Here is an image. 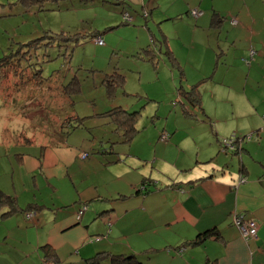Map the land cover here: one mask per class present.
I'll return each mask as SVG.
<instances>
[{
	"label": "crops",
	"instance_id": "crops-1",
	"mask_svg": "<svg viewBox=\"0 0 264 264\" xmlns=\"http://www.w3.org/2000/svg\"><path fill=\"white\" fill-rule=\"evenodd\" d=\"M124 1L139 6V23L132 15L136 25L127 27L139 29L134 48L140 59L149 61L151 39L160 35L158 47H165L181 69L179 90L195 88L197 95L189 100L199 109V122L175 125L179 130L171 136L165 131L168 141L159 134L163 146L154 154L161 159L151 153L140 170L139 152L112 148L119 138L128 144L140 131L137 123L126 140L117 119L100 116L114 108L132 113L130 107L110 104L101 113L90 112L86 101L70 99L64 81L50 83L42 87L43 97L61 89L58 104L67 111L62 120L52 117L48 131L46 116L33 112L41 117L36 120L25 112L42 110L30 98L38 88L28 67L22 65L27 67L23 84L11 76L22 69L0 71V197L12 200L0 207V264H85L101 251L134 254L140 264H264V0ZM155 10L158 16L152 18ZM117 12L124 11L118 6ZM148 16L157 34L145 29ZM98 34L91 40H102ZM151 65L158 75L164 69ZM42 76L41 84L55 81ZM12 93L25 100L20 108ZM28 121L37 127L17 129ZM92 132L97 133L88 137ZM231 134H251V139L238 152L224 154L220 140ZM103 136L112 140L107 147ZM182 143L193 147L183 149ZM81 153L87 156L82 159ZM240 176L246 181L237 184ZM29 211L35 214L27 218ZM233 213L257 222L255 239L241 237ZM207 230L216 237L193 242Z\"/></svg>",
	"mask_w": 264,
	"mask_h": 264
},
{
	"label": "rangeland",
	"instance_id": "rangeland-1",
	"mask_svg": "<svg viewBox=\"0 0 264 264\" xmlns=\"http://www.w3.org/2000/svg\"><path fill=\"white\" fill-rule=\"evenodd\" d=\"M89 2L93 4L89 5L91 4ZM118 6L135 16L139 23V6H131L128 1L124 0L118 2L116 0H0V58L8 55L10 60H21L19 66L41 70L56 81L51 80L37 85L38 91L30 94L32 102L41 103L42 110L36 108L37 110L33 111L30 107L25 109V112L35 116L36 120H40L41 117L35 113L46 116L48 125H51L47 126L48 131L54 125L50 123L52 117L57 116L62 120L61 116H64L67 111L66 105L58 104L63 98L61 89L48 93V99L43 97L42 87L50 83L59 85L61 81H64L70 99L76 104L86 101L90 106V112L101 113L110 104L125 105L132 109L131 112L138 111L135 123L140 131L131 141H128V144L121 143L117 135L111 132L110 134L113 141L115 139L118 141L112 144V148L139 152L140 168L144 166L145 161L152 160L150 159L152 158L151 153L158 160L161 159L162 155L154 154L155 147L163 146V143L158 141L159 134L161 136L162 133L168 131L171 136L173 131L179 130L175 125L181 129L190 125L191 122L197 124L200 113L199 109H196L189 100V94L192 96L194 94L190 90L184 88V94L179 92L183 97L179 99L176 87L179 89L177 79L181 69L172 65L165 47L163 49L158 47L156 39L160 35L151 39L153 46L149 48L153 50V54L149 57L151 60L140 59L141 54L137 52L139 49L134 48V42L137 39L139 41V35L136 34L139 29L136 31L127 27L135 26L136 20L134 23L123 21V16L117 12ZM124 6L126 8H123ZM115 10L116 13H114ZM144 14L145 11L142 12V15ZM157 16L158 11L155 10L152 18ZM147 20L145 29L147 31L149 29L151 35L157 34V29L151 23L149 16ZM121 21L123 24H120ZM117 24L121 26L116 28ZM95 32L101 36L103 45L91 40L90 36ZM143 37L145 38L144 35ZM143 55L146 54L143 53ZM182 55L185 56L186 53ZM24 58L30 59L25 61ZM11 63L12 61H9L4 66H0V71L12 69ZM151 64L156 66L159 64V67L164 69L162 68L163 70L158 75ZM19 66L15 68L18 69ZM114 67L118 69L114 72L123 75L125 81L109 99L101 79L105 72H112ZM12 75L16 77L17 82L25 78V75L21 76L20 73H12ZM0 77L4 79V72H0ZM181 83L183 84V81ZM17 95L18 93H12V97L16 96V108H20L25 100L17 98L21 97L20 93L19 96ZM185 103L191 108H185ZM69 111L74 112L70 107ZM27 118L29 119L28 116ZM32 127L37 126L28 121L27 124H21L17 129L27 131ZM83 132L86 131L83 130ZM94 133L97 132L90 133L88 137ZM166 135V141H168V133ZM107 141L109 142H106L104 138V147L111 144L110 137ZM168 147L172 150L171 146ZM180 147L190 149L193 144L182 143ZM123 153L127 154V152ZM175 153L177 154V150ZM81 154L80 157L83 159ZM172 158L169 155L168 159ZM147 166L150 170L151 164ZM140 174L139 172V177ZM83 208H85L84 205L80 207V209ZM29 213L30 211L26 212L25 217ZM77 216H80L79 211H77Z\"/></svg>",
	"mask_w": 264,
	"mask_h": 264
},
{
	"label": "trees",
	"instance_id": "trees-1",
	"mask_svg": "<svg viewBox=\"0 0 264 264\" xmlns=\"http://www.w3.org/2000/svg\"><path fill=\"white\" fill-rule=\"evenodd\" d=\"M86 3H88V2H86ZM189 13L191 15V12H189ZM126 15L127 14H124L123 21H126V22H130V20L133 21L132 19L128 20L126 18ZM146 16H147V12H146ZM146 16H144V17L146 18ZM93 38L95 40L96 36H93ZM168 55H169V58L171 60L172 65L179 68L177 66L175 60L171 57V55L170 54H168ZM26 57H28V56H26ZM147 58H148V60H151V59H149V57H147ZM10 59L11 58L8 55L5 56L4 58H0V66H4L7 62L9 63V61H12L11 66L13 67L14 70H16L17 68H15V66L16 67L19 66V62H21V60H10ZM29 59L30 58H24L25 61H27ZM26 68H23L20 65L18 67V69H22V70L19 72L17 71V72L20 73V75L22 76L24 69H26ZM28 69H29L28 71L30 73V76L34 80L33 83L36 85H40L44 81L43 76H42V71L37 70V69H31V68H28ZM17 72L15 71V74H17ZM179 72L181 74L180 70H179ZM124 81H125L124 76L119 74V73H116V72H113L110 76H105L101 80V83L104 86L106 96L109 99H111L114 96L116 89L120 88L124 84ZM20 83L23 84L22 79L20 80ZM69 84L71 85L72 83H69ZM178 91H180L181 93L183 92L182 90H179V89H178ZM190 91L192 93H194L193 96L197 95L195 93V88L191 89ZM189 96H192V94H189ZM136 115H137V112L127 113L120 108H114V109L108 110V111L100 114V116H102V117L109 118L111 122L113 121V120H111L112 118L117 119V123L120 126H123V128H124V134L123 135L125 136L126 140H130V138L133 136V134L136 133V130L134 128ZM239 149L240 148L234 150L233 152H223V153L224 154H232V153L234 154V153L238 152ZM11 203H12V200H11V198H8V196H4V197L1 196L0 197V207L5 205V204H11ZM10 213H12V210L3 214V215H8ZM30 213L33 214V216L35 214L32 211H30ZM212 237L215 238L216 233L213 230H207L201 234H198L193 242L194 243L201 242L205 239L212 238ZM45 251H46V254L53 259L54 255H53V252H51L50 248H46ZM105 258L109 259L110 264H140L138 258L134 254H109L107 252H102V251L96 253L94 256H92L90 258L85 259V264H101L102 260Z\"/></svg>",
	"mask_w": 264,
	"mask_h": 264
},
{
	"label": "built area",
	"instance_id": "built-area-1",
	"mask_svg": "<svg viewBox=\"0 0 264 264\" xmlns=\"http://www.w3.org/2000/svg\"><path fill=\"white\" fill-rule=\"evenodd\" d=\"M194 13V12H193ZM127 19H130L128 16H126ZM95 42L98 44H102V40L100 38H95ZM251 50V51H250ZM250 59H252L255 51L253 49H250ZM250 59L244 60L245 63H249ZM167 135L166 133H162L160 136V140L166 141ZM251 134H247L245 136H237L235 134H231L228 137L222 138L220 140V152H233L234 150L238 149L240 144L244 141H250ZM83 158L87 156L86 153L81 154ZM246 181L245 176H240L238 178L237 184L244 183ZM81 211H79L80 213ZM33 214L29 213L27 214V217L32 216ZM231 221L234 226L238 228L240 231L241 237L245 241H249L256 238V232L258 228V224L253 219L245 218L240 213H233L231 216Z\"/></svg>",
	"mask_w": 264,
	"mask_h": 264
},
{
	"label": "bare ground",
	"instance_id": "bare-ground-1",
	"mask_svg": "<svg viewBox=\"0 0 264 264\" xmlns=\"http://www.w3.org/2000/svg\"><path fill=\"white\" fill-rule=\"evenodd\" d=\"M124 14H128V17H129L130 19L134 20L133 16L130 15L128 12L124 11V12L122 13V16H124ZM143 16H146V14H144ZM128 20H129V19H128ZM130 22H132V21L130 20Z\"/></svg>",
	"mask_w": 264,
	"mask_h": 264
}]
</instances>
